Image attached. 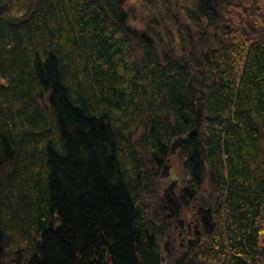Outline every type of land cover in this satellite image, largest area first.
Returning a JSON list of instances; mask_svg holds the SVG:
<instances>
[{
	"label": "trees",
	"instance_id": "16d2710c",
	"mask_svg": "<svg viewBox=\"0 0 264 264\" xmlns=\"http://www.w3.org/2000/svg\"><path fill=\"white\" fill-rule=\"evenodd\" d=\"M128 2L0 0V264H264V0Z\"/></svg>",
	"mask_w": 264,
	"mask_h": 264
},
{
	"label": "rangeland",
	"instance_id": "374dc122",
	"mask_svg": "<svg viewBox=\"0 0 264 264\" xmlns=\"http://www.w3.org/2000/svg\"><path fill=\"white\" fill-rule=\"evenodd\" d=\"M126 9H127L128 12L133 13V14L136 15L133 18V20L130 21V26L135 28V29H137L138 31H141V32L145 31L146 28L148 27L147 24H149V23H147V24L144 23L142 21V18L138 16L136 10L139 11L140 7L138 5H136V4H134L133 0H129V2H128L127 6H126ZM154 27H156V26H154ZM178 152L179 151H177V153L175 155L169 157V160H171V166L172 165L173 166H172V168H171V170L169 172L168 178L162 179V177H161V173H162L163 167L166 166V165L164 166V162L162 163L161 167L159 168L161 173H160V176H159L158 188H159L160 193L163 194V196H167V195H169L171 193H174V192H179L180 194H182L181 192L184 189V184L182 182V177H183V174H184V168H183L184 166H183V160H182V158H181V156L179 155ZM164 157H165L166 160L168 159L167 156H164ZM172 183H177V187L174 190H171V191H169V192H167L165 194V191L169 188V186ZM33 248H34V246L31 247L32 251L30 253V256L27 257V259H31L32 255L35 253L33 251Z\"/></svg>",
	"mask_w": 264,
	"mask_h": 264
},
{
	"label": "water",
	"instance_id": "95a60500",
	"mask_svg": "<svg viewBox=\"0 0 264 264\" xmlns=\"http://www.w3.org/2000/svg\"><path fill=\"white\" fill-rule=\"evenodd\" d=\"M149 24L152 26H156V27H160L161 26V22L157 17H154L152 19H150ZM173 51L169 52V54H172ZM185 68H189V63H186ZM191 84H193L192 80L190 81ZM185 139L183 138H178L176 139L172 145H171V154L170 156H173L177 153V151L181 148L182 144L184 143ZM172 166H171V160H167V164L166 166L163 168L162 173H161V177L162 179L164 178H168L169 176V172L171 170ZM177 187V183H172L169 188L165 191V194L171 190H174ZM185 191V189H183V191L181 193H183Z\"/></svg>",
	"mask_w": 264,
	"mask_h": 264
},
{
	"label": "bare ground",
	"instance_id": "6f19581e",
	"mask_svg": "<svg viewBox=\"0 0 264 264\" xmlns=\"http://www.w3.org/2000/svg\"><path fill=\"white\" fill-rule=\"evenodd\" d=\"M171 48H173V47H171ZM171 51H173V53H172V54H170V55H173V54H175V53H176V50H175V49H171V50H170V52H171ZM148 204H149V202H148Z\"/></svg>",
	"mask_w": 264,
	"mask_h": 264
}]
</instances>
